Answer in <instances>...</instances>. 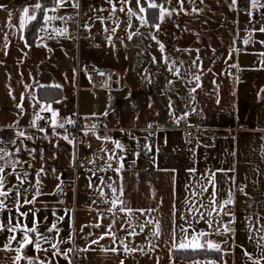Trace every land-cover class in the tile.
Instances as JSON below:
<instances>
[{
	"label": "crops",
	"instance_id": "crops-1",
	"mask_svg": "<svg viewBox=\"0 0 264 264\" xmlns=\"http://www.w3.org/2000/svg\"><path fill=\"white\" fill-rule=\"evenodd\" d=\"M154 2L162 20L149 0H0V264H264V0ZM52 8L79 9L89 34L69 36L70 22L41 37L33 25ZM91 67L112 71V88H92ZM76 114L85 141L58 128ZM42 120L58 129H34ZM62 180L74 187L64 205ZM201 231L200 255L176 250Z\"/></svg>",
	"mask_w": 264,
	"mask_h": 264
},
{
	"label": "built area",
	"instance_id": "built-area-1",
	"mask_svg": "<svg viewBox=\"0 0 264 264\" xmlns=\"http://www.w3.org/2000/svg\"><path fill=\"white\" fill-rule=\"evenodd\" d=\"M78 2V7L81 6L82 0H75ZM241 10L245 8L241 5L239 6ZM47 17V19H46ZM76 23L77 27L68 32L69 36L74 38H81L88 35V31L82 30L79 27L80 23V11L74 14H59L55 8L47 10V15L41 20L39 25V35L41 37L47 38L53 34V27L57 25H63L67 23ZM237 49L239 51H244L247 49V46L242 43H237ZM230 73L232 75L238 76L240 74L237 68H233ZM86 75L89 81V84L92 88L96 89H110L114 84V73L110 70L100 69L96 67H91L87 69ZM108 116L107 115H99L97 117V125L95 130L97 131L99 137L108 138L111 134V128L107 125ZM179 129L183 131V135L187 138H197L199 136V131L196 127H193L189 123V118L187 115H182L177 119ZM34 129L46 130L48 132H53L55 129H62L69 133L71 137H73L76 141H85L84 130L86 129L84 119L81 115L76 114L73 116L72 120L62 124L60 127H54L48 125L44 120L37 123L33 126ZM32 127H24L22 132L24 135H28L31 133ZM74 187L70 185V183L66 180H62L59 183L57 189L58 203L61 205L66 204L68 197L73 192ZM240 191V189H238ZM226 212L230 211V207L225 209ZM233 225L231 222L227 224L228 229H233ZM132 237L127 238V242H131ZM132 250H129L128 253H125L126 257L128 254H132ZM72 262H76L79 258V252L74 250L72 251Z\"/></svg>",
	"mask_w": 264,
	"mask_h": 264
},
{
	"label": "snow or ice",
	"instance_id": "snow-or-ice-1",
	"mask_svg": "<svg viewBox=\"0 0 264 264\" xmlns=\"http://www.w3.org/2000/svg\"><path fill=\"white\" fill-rule=\"evenodd\" d=\"M135 2H136L137 5H140L141 0H135ZM182 2H183V0H181V3H182ZM233 3H235V0H233ZM147 6H148L149 8H159V10H160V19L162 20V19L164 18V15H165L166 10L163 8L162 5H158V4H156V3L154 2V0H149V3H148ZM0 7H2V6H0ZM40 7H41V5H40L39 3H37V4L35 5V8H36V9H39ZM120 10L123 11V8H121ZM139 11H140V12H144V11H145V8H144V7H140ZM24 13H25V14L28 13V9H27V8L24 9ZM129 14H130V15H135V13L131 11V9H129ZM29 19H31V20H35L36 17H35V15H33V16L29 17ZM46 19H47V17H46ZM141 22H142V23H147V21L144 20L143 18H141ZM20 26H21V28L24 27L23 17H21V25H20ZM155 27L158 29V28H159V25L156 24ZM261 31H264V29H261ZM129 38H131V37H129ZM5 39H7V36H5ZM161 49H163V45H161ZM177 74H178V70H177ZM196 79L199 80V76H197ZM193 91H195V89H193ZM18 107H20V105H18ZM19 135H23V133H19ZM0 158H2V157H0ZM2 171H3V168H0V172H2ZM117 171H119V169H117ZM190 171H195V170L192 169V170H190ZM18 179H19V177H18ZM0 187H3V178H2V177H0ZM109 187H112V186L109 185ZM204 190L206 191V189H204ZM116 191H117V189L114 188V187H112V192H113V195H114V199H113V201H112V204H113L114 207H115V205H116V203H117V200L119 199L118 197H115V193H116ZM122 191H123V190L121 189V195H122ZM6 195H7V193L0 192V196H6ZM101 195H103V193H101ZM214 195H215V194L213 193V196H214ZM25 203H30V201H27V200H26ZM120 203H121V205H123L124 202H123V201H120ZM224 203H225V204L231 203V196L229 197V200L225 201ZM213 204H214V200H213V201H210V203H209V208H211ZM0 205H2V201H0ZM200 207H204V205L201 204ZM192 210H193L192 208L189 209V211H192ZM195 210H196V211H199V209H195ZM120 211H128V212H131L132 209H130V208H129V209H125L124 207H121V208H120ZM137 211H140V212L143 213V212L146 211V210L139 209V210H137ZM208 215L211 216V215H212V212L209 211V212H208ZM200 218H203V213L200 214ZM182 219H183V217H182ZM209 226H211V222H210V221H209ZM3 227H5V226L2 225V224H0V228H3ZM53 227H55V225H53ZM156 229H157V230H156V232L154 233V235L159 236V234H160V225H159V222H158V221L156 222ZM51 230H52V229H49V231H51ZM8 231H10V232H11V231H15V227L9 225V226H8ZM32 231H35V228H33ZM181 231L184 232V233H187L188 229L185 228V227H183V226H181ZM135 234H136L135 232L130 233V235H135ZM173 235H175V233H173ZM207 235H208V233L201 231L200 233H198V234H196V235H193V236L191 237V240H187V242H185V240H182L181 243L178 245V247H177L176 250H188L189 248H191V250H193V251H196V250H205V244H200V243L198 242V237H199V238H202V237H205V236H207ZM102 238H103V237H101V239H102ZM10 239H15V237H10ZM29 242H30V241H29V238H28L27 232H25L24 239H23V241L21 242V247H23L24 244H27V243H29ZM93 243H96V241H93ZM205 243H206V246H207V247H206V250H216V251H219V250H220V246H219V244H216V243H214V242L211 241V240H208V241H206ZM5 247H7V245H6ZM53 247H55V245H53ZM174 247H176V246H174ZM125 250H126V251L128 250V248H127L126 245H125ZM133 250H134V249H133ZM16 251L19 252L20 249L18 248V249H16ZM112 251H116V250H115V249H112ZM15 259H16V260H19V259H21V257H20V256H17ZM30 264H31V262H30ZM121 264H123L122 261H121ZM193 264H199V262H198V261H197V262H193ZM208 264H212V262L209 261Z\"/></svg>",
	"mask_w": 264,
	"mask_h": 264
},
{
	"label": "trees",
	"instance_id": "trees-1",
	"mask_svg": "<svg viewBox=\"0 0 264 264\" xmlns=\"http://www.w3.org/2000/svg\"><path fill=\"white\" fill-rule=\"evenodd\" d=\"M44 4H46L45 2H44ZM41 19H42V17L39 19V21L38 22H36L34 25H33V27L34 28H36V30H38L39 29V25H40V21H41ZM193 255L192 256H198V255H200V252L199 251H195V253H192Z\"/></svg>",
	"mask_w": 264,
	"mask_h": 264
}]
</instances>
